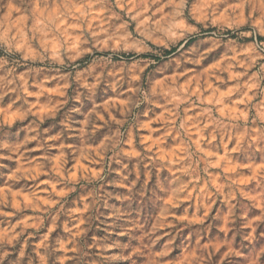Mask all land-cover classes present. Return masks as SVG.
I'll list each match as a JSON object with an SVG mask.
<instances>
[{"label": "clouds", "instance_id": "9594fccd", "mask_svg": "<svg viewBox=\"0 0 264 264\" xmlns=\"http://www.w3.org/2000/svg\"><path fill=\"white\" fill-rule=\"evenodd\" d=\"M0 264H264V0H0Z\"/></svg>", "mask_w": 264, "mask_h": 264}]
</instances>
